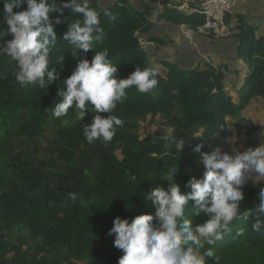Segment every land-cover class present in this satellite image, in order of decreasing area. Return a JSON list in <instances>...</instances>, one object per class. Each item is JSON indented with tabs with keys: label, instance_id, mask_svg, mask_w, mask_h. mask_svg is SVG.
<instances>
[{
	"label": "trees",
	"instance_id": "16d2710c",
	"mask_svg": "<svg viewBox=\"0 0 264 264\" xmlns=\"http://www.w3.org/2000/svg\"><path fill=\"white\" fill-rule=\"evenodd\" d=\"M170 1L141 0L138 5L130 0H90L104 33L86 53L62 39L68 24L82 19L64 9L61 23L54 24L57 42L49 53V68L56 67L59 79L47 88L21 86L15 79L16 62L0 55V264H117L123 252L113 244L115 235L109 234L113 219L131 221L142 213L154 214L145 194L154 187L167 190L169 165L177 167L175 183L188 192L189 179L200 178L205 171L200 153L192 150L196 144L204 145L203 152L218 148V139L212 137L228 135L230 121L236 128L251 124L247 137L262 127L242 113L252 100L264 99V33L257 37L255 28L237 16V54L248 71L233 99L220 67L204 63L182 68L168 61L156 65L148 48L140 44L139 34L147 33L154 21L194 31L204 24V15L176 8L189 0ZM105 11L110 14L104 15ZM6 28L0 15V30ZM105 49L118 68V78H126L137 66L154 68L158 84L147 93L135 87L126 90V97L109 114L122 119L123 126H116L111 141L89 143L83 125L91 122L93 112L86 109L84 119L78 121V109L70 108L59 118L50 109L77 61H91ZM144 123H158L160 128L141 133ZM169 132L176 143L162 139ZM250 141L248 147L254 146L255 141ZM261 187L264 181L253 178L242 186L244 198L229 230L214 244L205 245L204 250L211 248L214 253L206 264H216V257L218 264H264V228L260 232L251 228L257 218L264 220L259 212ZM72 192L77 193L75 201L69 199ZM185 214L193 227L208 218L194 212L192 201Z\"/></svg>",
	"mask_w": 264,
	"mask_h": 264
},
{
	"label": "clouds",
	"instance_id": "9594fccd",
	"mask_svg": "<svg viewBox=\"0 0 264 264\" xmlns=\"http://www.w3.org/2000/svg\"><path fill=\"white\" fill-rule=\"evenodd\" d=\"M0 3L3 4L0 15L7 25L0 30V55L16 62L15 79L21 86L37 84L47 88L59 79L56 67L49 68V53L57 42L54 24L61 23L64 9L82 17L68 24L62 36L64 41L86 53L92 50L93 40L103 38L100 14L89 6L90 0H0ZM6 35H11V39H4ZM117 73L118 68L109 61L106 49L96 52L91 61L79 59L63 81L66 88L57 90L60 99L50 109L52 115L63 117L70 108H75L79 110L77 120L82 121L87 109L94 115L90 123L83 125V136L89 143L100 139L105 143L111 141L116 126L122 127L124 121L109 114L126 97V90L135 87L138 92L147 93L158 84V71L154 68L137 66L126 78H118ZM162 139L166 144L178 141L172 132ZM203 147L196 144L192 149L200 153L205 171L202 177L189 179L190 191H181L174 181L177 167L169 165L167 190L154 187L145 194L155 208L154 214L142 213L131 221L119 216L113 219L109 234L115 235L113 244L123 252L117 264H206L208 258L214 257L211 248L204 250L205 245L214 244L229 230L244 198L245 182L252 174L264 177V143L232 154L218 148L203 152ZM258 195L259 212L264 214V187ZM76 198L77 193H69V199ZM189 201L196 214L203 212L208 217L195 227L185 214ZM251 228L260 232L264 220L257 218ZM218 259L215 258L216 264Z\"/></svg>",
	"mask_w": 264,
	"mask_h": 264
},
{
	"label": "crops",
	"instance_id": "0c3cea01",
	"mask_svg": "<svg viewBox=\"0 0 264 264\" xmlns=\"http://www.w3.org/2000/svg\"><path fill=\"white\" fill-rule=\"evenodd\" d=\"M189 1L191 6L199 7L204 0ZM130 2L141 4V0H130ZM170 2L178 4L180 0H171ZM238 15L244 17L247 25L255 28L257 37L264 33V0H236L234 13L228 18L229 27L232 29L229 36L214 38L210 33L196 32L193 40L189 41L182 33L185 26L161 21H154L152 28L147 33H140L139 36L146 40L153 38L150 41L153 40L154 45L150 46L147 52L151 61L156 65L162 61H168L178 64L182 68L201 67L204 63L220 67L225 75V89L235 99L248 71L245 61L237 54L240 30L237 21ZM261 102L264 104V99L252 100L242 115L253 120L250 108L260 105ZM233 125L230 121L227 127L229 131L236 129ZM242 126L245 127V125L240 127ZM213 137L218 139V149L220 150L222 141L220 136Z\"/></svg>",
	"mask_w": 264,
	"mask_h": 264
},
{
	"label": "built area",
	"instance_id": "2783aa9c",
	"mask_svg": "<svg viewBox=\"0 0 264 264\" xmlns=\"http://www.w3.org/2000/svg\"><path fill=\"white\" fill-rule=\"evenodd\" d=\"M234 0H204L199 7H192L188 1L178 4V10L186 11L187 13L198 12L205 17L203 25L194 31L185 26L182 30L183 35L189 41L193 40L196 32H208L214 38H222L231 34L229 25L225 22L226 15L232 14ZM184 26V25H183ZM139 42L143 48H148L153 45V42L144 38H139Z\"/></svg>",
	"mask_w": 264,
	"mask_h": 264
},
{
	"label": "rangeland",
	"instance_id": "374dc122",
	"mask_svg": "<svg viewBox=\"0 0 264 264\" xmlns=\"http://www.w3.org/2000/svg\"><path fill=\"white\" fill-rule=\"evenodd\" d=\"M112 0H104V3H109ZM236 0H234V4H233V10H232V14H229V16H232L234 13V6H235ZM154 45V43H153ZM151 45V46H153ZM250 114H251V118L253 120H251L255 125H260L262 126L260 129H258L257 131L253 132L251 136L247 137V132L250 131L248 128H251V124H246L245 127H238L236 129H232L230 130V133L228 135H219L221 138V146H220V150L222 152H228L229 154H232L234 151H245L248 148H254L256 146H258L260 143H263V136H264V129H262L264 127V104L261 102L260 105L254 106L253 108H250ZM159 125L158 123H155L153 125L150 124H142V131L141 133H144L146 131H150V130H159ZM48 134V132L46 133ZM248 138L252 141H255V145L252 147H248L247 144V140ZM214 139V137H213ZM116 154L118 156H120L119 151H116ZM251 178H253L254 180H258V181H264V177H259L256 174H252ZM81 264H87L86 262H83Z\"/></svg>",
	"mask_w": 264,
	"mask_h": 264
},
{
	"label": "bare ground",
	"instance_id": "6f19581e",
	"mask_svg": "<svg viewBox=\"0 0 264 264\" xmlns=\"http://www.w3.org/2000/svg\"><path fill=\"white\" fill-rule=\"evenodd\" d=\"M208 33V32H207ZM231 35V34H230ZM146 49V48H145Z\"/></svg>",
	"mask_w": 264,
	"mask_h": 264
}]
</instances>
